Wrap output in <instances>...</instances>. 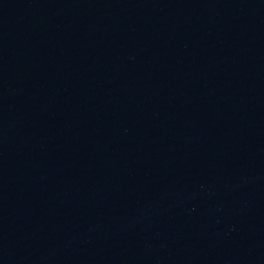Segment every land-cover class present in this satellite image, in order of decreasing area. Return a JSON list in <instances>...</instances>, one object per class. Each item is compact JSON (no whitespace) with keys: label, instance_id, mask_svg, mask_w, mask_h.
Listing matches in <instances>:
<instances>
[{"label":"water","instance_id":"95a60500","mask_svg":"<svg viewBox=\"0 0 264 264\" xmlns=\"http://www.w3.org/2000/svg\"><path fill=\"white\" fill-rule=\"evenodd\" d=\"M0 264H264V0H0Z\"/></svg>","mask_w":264,"mask_h":264}]
</instances>
